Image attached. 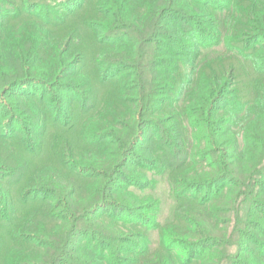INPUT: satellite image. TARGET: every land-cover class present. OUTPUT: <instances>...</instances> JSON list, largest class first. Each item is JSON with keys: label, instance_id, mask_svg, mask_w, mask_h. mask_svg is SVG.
<instances>
[{"label": "trees", "instance_id": "16d2710c", "mask_svg": "<svg viewBox=\"0 0 264 264\" xmlns=\"http://www.w3.org/2000/svg\"><path fill=\"white\" fill-rule=\"evenodd\" d=\"M71 1L0 0V90H43L13 95L0 264H264V0Z\"/></svg>", "mask_w": 264, "mask_h": 264}, {"label": "rangeland", "instance_id": "374dc122", "mask_svg": "<svg viewBox=\"0 0 264 264\" xmlns=\"http://www.w3.org/2000/svg\"><path fill=\"white\" fill-rule=\"evenodd\" d=\"M2 2H5V0H1ZM8 3L15 5L14 6V12L13 15L14 17H12V20L14 21L15 24H17L15 27H21L24 25V21L25 18H27L26 15V10L27 14L29 15H45V16H49L47 14H45L46 12L43 11V9L41 8L42 4L48 3V4H52L57 6L55 8L54 11L56 12H61V11H71L73 9H71V4L73 1L71 0H7ZM10 9L8 10H12L11 7H9ZM6 10V9H5ZM25 13V14H24ZM6 14V13H5ZM6 19V18H5ZM6 22V20H5ZM77 42H80V38L76 39V41L73 43L72 48L74 45L77 44ZM83 42V41H82ZM92 42V38L91 36H89L88 34L84 35V48L86 49V51L90 54H92L90 52V49L88 47H92L91 45ZM71 48V50H72ZM69 49V52L71 51ZM40 52H42V50L40 49ZM68 52V53H69ZM218 52L222 53L223 50H219ZM91 75H95V72L90 73ZM111 77H113L114 80L111 81ZM123 76H116V72L115 71H111L110 73V81H108V86L106 87L105 90H109L112 89L114 87H116V92L120 91V83L123 79ZM124 80V79H123ZM105 81V80H103ZM123 84H125V81H123ZM0 85H4V81L0 80ZM0 86V88H1ZM2 90V89H1ZM0 90V91H1ZM5 91V92H4ZM2 90L0 92V111H1V117H0V157L4 154L5 155V143H4V138H7L8 140H13L15 138V136H17L19 138V136L23 134V131L25 130V126L23 125L22 121H21V117L20 115H17L16 112L13 110L14 109V103H17L19 100V97H14L13 95H26V94H30V92L36 93V94H40L43 90L41 87H39L38 85H30L28 87H24L23 89H19L18 91H16L14 94H10V92H8V94L6 93V90ZM112 92V93H116V92ZM3 92V93H2ZM54 92V91H52ZM47 92L43 93V97L44 98H48ZM52 94V93H51ZM79 102V99H78ZM5 109H7L9 111V113L7 114L5 112ZM83 109V108H82ZM84 111V109H83ZM80 116L81 113L80 111L77 112ZM6 114V116H5ZM80 122V120H79ZM89 127V124H86V126H84V130H87V128ZM22 131V134H21ZM81 138H77L73 141V138L71 137H66L65 135H57V134H52L48 139H47V143H48V148H50V150L55 149L56 147H59L60 150L63 149L65 144H68L70 142V148H75L78 151H82V146H81ZM18 141V139H17ZM18 143V142H17ZM11 148L16 151V146H11ZM49 153V151L46 153V155ZM17 157H20V153H16L15 154ZM19 162L21 164L24 165V161L23 160H19ZM2 165L0 164V167ZM35 167V165L33 166ZM1 174L5 173V171H1ZM157 187L153 190H149L148 192L150 193L149 195H155L156 197H158L162 203H163V208H162V220H166V218L170 217L172 209L174 207V201L172 200L171 196H170V186L168 185V183L166 182L165 176H161L157 178ZM1 184V181H0ZM6 188L10 189L12 188V192L14 193L16 188H18V184L17 183H11L10 181H7V183L5 184ZM20 207V206H18Z\"/></svg>", "mask_w": 264, "mask_h": 264}]
</instances>
